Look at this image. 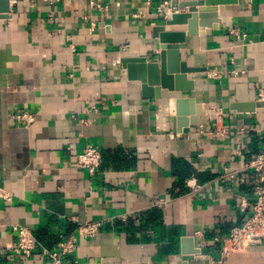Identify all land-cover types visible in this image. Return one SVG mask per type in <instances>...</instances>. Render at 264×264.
<instances>
[{"label":"crops","instance_id":"1","mask_svg":"<svg viewBox=\"0 0 264 264\" xmlns=\"http://www.w3.org/2000/svg\"><path fill=\"white\" fill-rule=\"evenodd\" d=\"M180 1L10 0V16L0 17V187L11 194L0 201V264H51L43 249L71 235L69 264H185L193 247L188 264H216L231 228L249 218L255 175L245 165L264 151V0L208 11L213 25L199 24L181 48L197 69L187 74L194 89L144 97L121 60H158L153 28L186 13ZM20 109L36 121L15 124ZM87 144L102 155L93 175L76 166ZM225 169L235 177L222 179ZM90 221L102 222L98 232L78 236ZM16 225L37 240L28 258L12 251ZM227 264H264V245Z\"/></svg>","mask_w":264,"mask_h":264},{"label":"built area","instance_id":"2","mask_svg":"<svg viewBox=\"0 0 264 264\" xmlns=\"http://www.w3.org/2000/svg\"><path fill=\"white\" fill-rule=\"evenodd\" d=\"M151 0H147L150 3ZM169 7L166 1L159 7L161 13ZM237 33V31H233ZM246 36L245 34L243 35ZM213 78L220 76L219 72L212 73ZM259 99L264 100V90L259 91ZM224 112L220 109H213L212 116L214 119L219 120L224 116ZM13 122L20 126L28 127L36 121V114L28 109H20L11 113ZM102 155L100 149L92 144H87L83 150L77 154L76 166L81 169H86L90 174H95L101 163ZM246 169L253 171L255 178L253 181V202L251 215L241 225L231 228L228 235L224 238L221 247V256L216 264H227V259L234 253L248 251L253 246L264 245V151L259 152L253 158L249 159L245 165ZM235 177V172L228 169L224 170L221 178ZM191 184L190 181L187 185L192 189L199 187L195 181ZM1 199L10 200L11 194L4 188L0 187V201ZM165 201L160 200L159 206L164 205ZM102 222L90 221L81 223L77 228V234L80 237L94 236ZM14 230L17 233V243L13 246L12 251L21 257H30L36 248L37 240L32 231L22 225H16ZM77 238L71 235L64 240L60 241L56 248H44V254L50 259L51 264H69L67 257L75 252L77 249Z\"/></svg>","mask_w":264,"mask_h":264},{"label":"water","instance_id":"3","mask_svg":"<svg viewBox=\"0 0 264 264\" xmlns=\"http://www.w3.org/2000/svg\"><path fill=\"white\" fill-rule=\"evenodd\" d=\"M225 0H182L178 3V9H183L188 6L186 13H179L175 11L165 24H159L153 28V35L158 38L160 52L158 60L149 61L146 56H125L121 62L123 67L127 70L130 80H138L141 82L142 94L144 97L152 98L155 95L160 96L162 88L169 91H191L194 89V82L188 80L187 74L197 69L188 67L186 62L181 59V48L185 47L186 37L198 33L199 24L202 26H212L213 23L207 22L205 19L214 17L215 14L209 15L210 10L215 11L216 5L224 3ZM200 6L198 9L196 6ZM10 12V0H0V17L8 18ZM173 24H188L187 30L172 31L167 30V25ZM157 93L153 89L155 86ZM160 88V89H159ZM186 102L185 98L178 99V106L181 108ZM253 105V103H251ZM259 104V103H258ZM263 104V103H260ZM233 108L239 111L253 110V106L232 105ZM179 108V111H180ZM184 113L183 110L180 113ZM201 106L197 105V113H202ZM197 116V115H196ZM182 118V117H181ZM186 121V120H185ZM197 117L191 119V122H197ZM191 237H186V240ZM198 247H193L190 250H185V264L192 259V254L199 252Z\"/></svg>","mask_w":264,"mask_h":264}]
</instances>
